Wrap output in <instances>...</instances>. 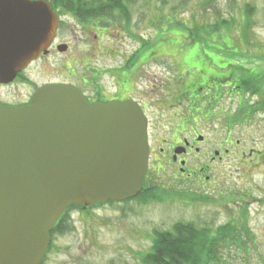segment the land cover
Wrapping results in <instances>:
<instances>
[{
    "label": "rangeland",
    "instance_id": "1",
    "mask_svg": "<svg viewBox=\"0 0 264 264\" xmlns=\"http://www.w3.org/2000/svg\"><path fill=\"white\" fill-rule=\"evenodd\" d=\"M125 4L128 25L116 23L125 22L116 11L113 20L107 21L115 30L110 31L111 39L106 41L114 46L132 48L139 42L144 47L150 42L157 46L163 36V42L171 46L178 47L180 42L189 55L196 48L204 53L209 49L233 64L237 62L240 66L234 68L243 74L244 81L254 77L255 71L264 72V0H131ZM78 23L71 20L70 28L68 25L60 36L61 41L72 45L70 50L41 60L31 70L39 82L68 79L78 83L80 76L89 74L83 62L89 57L92 43L88 41L95 33L85 29L87 35L83 34L82 24ZM223 38L232 49H225ZM71 60L74 64L70 70L77 76L69 75L70 70L64 67ZM98 63L91 66L96 68ZM142 73L156 79L157 85L162 83L159 89L165 90L168 85L171 89L177 69L171 59H164L146 66ZM109 81V77L104 79L105 84ZM234 84L233 96L224 94L210 110L203 108V135L220 140L230 121L233 138L242 144L234 147L233 160L217 166L219 171L213 172L209 183L202 181L203 176L192 184L184 177H155L156 194L147 202L135 199L104 203L89 212L74 209L68 218L69 230L55 236L43 264H142L156 234L172 231L177 223L211 228L214 237L218 230L232 226L227 239H219L210 264H264V157L258 160L260 164L253 165L248 155L251 147L264 151V112L255 109L252 113L249 107L241 112L242 82L234 78ZM192 185L199 191L189 189L185 193Z\"/></svg>",
    "mask_w": 264,
    "mask_h": 264
},
{
    "label": "water",
    "instance_id": "2",
    "mask_svg": "<svg viewBox=\"0 0 264 264\" xmlns=\"http://www.w3.org/2000/svg\"><path fill=\"white\" fill-rule=\"evenodd\" d=\"M16 1L24 10L3 31L15 42L0 48V77L46 51L59 26L46 1ZM148 162V119L133 100L90 103L49 83L30 105H0V264H41L68 207L136 197Z\"/></svg>",
    "mask_w": 264,
    "mask_h": 264
},
{
    "label": "flooded vegetation",
    "instance_id": "3",
    "mask_svg": "<svg viewBox=\"0 0 264 264\" xmlns=\"http://www.w3.org/2000/svg\"><path fill=\"white\" fill-rule=\"evenodd\" d=\"M44 1L59 19L56 35L48 49L42 51L26 67L14 75L0 77V105L12 107L30 105L35 93L49 83L75 85L91 103L127 99L139 103L148 119L149 162L144 187L148 186L150 192L157 187L155 177L173 180L184 177L189 184H192L191 182L201 181L203 176L202 181L209 183L214 176L213 172L219 171L218 165L233 160L234 147H240L242 144L240 140L233 138L234 126L230 125V121L227 120L225 136L220 140L216 137L209 139L201 131L203 108L210 110L219 99L227 94L233 96L235 93L233 61L222 58L209 49L205 53L199 48L196 52L190 50L193 54L189 55L185 46L180 44L174 47L163 41L157 46H154L153 42L148 43L146 47L142 42L132 48L114 46L111 41H108L112 35L110 31L115 30L111 27L112 24H109L113 20L111 17L114 12L112 15L105 16L104 13L97 15L96 10L86 11L85 14L73 10L74 6L89 7L93 3L91 0ZM21 7L20 1L0 0V48L7 43L15 42L14 33L3 31L8 27L7 23L10 29L16 28L18 21L16 13L24 10ZM79 15L86 17L81 18ZM119 16L125 22L118 20L119 22L116 23L128 25V19L123 18L121 12ZM73 19L82 24L79 26H82L83 34L87 35L85 29L95 33L91 37L92 41H88L92 43L91 50L87 54L89 57L83 62L89 74L80 76L78 83L68 79H49L39 82L31 70L41 60L48 59L55 53H67L70 50L72 45L61 41L60 36L68 25L70 28ZM83 23L87 24L83 25ZM93 25L97 28L94 29ZM100 32L103 34L99 36ZM106 32H108L107 36ZM230 44L225 42V49H232ZM164 59H171L177 69V75L170 83L171 89L168 85L165 90L159 89L160 85L163 86L162 83L157 85L156 79H150L142 73V69L146 66L150 67L156 61ZM95 61L99 62L96 68L91 66V63ZM73 64L71 60V63H65L64 67L70 70ZM70 71L69 75L77 76V73ZM255 73L259 72L255 71ZM259 74L264 76V72ZM106 77L110 78V84L104 83ZM261 87L262 94L252 93V96L248 98L250 94L248 93L243 97L244 100L248 98L246 101L252 110L257 109V101L264 100V84ZM242 154L246 157L244 151ZM248 155L250 163L260 164L258 160L263 159L264 151L260 152L251 147ZM180 180L183 181V179ZM189 189L195 193L199 191L192 185L184 192L188 193ZM211 190L214 191L215 188L212 187ZM98 204L84 206L85 211L89 212L93 208L101 207Z\"/></svg>",
    "mask_w": 264,
    "mask_h": 264
},
{
    "label": "trees",
    "instance_id": "4",
    "mask_svg": "<svg viewBox=\"0 0 264 264\" xmlns=\"http://www.w3.org/2000/svg\"><path fill=\"white\" fill-rule=\"evenodd\" d=\"M128 1L131 0H97L96 2L90 4L89 7L74 6L73 10L77 11V13L80 14H85L86 11L96 10L95 12L97 13V15L104 13L106 16L110 14L112 15L114 11H121L123 15H127L128 10L126 8L127 6L125 2ZM79 16L81 18L86 17L84 15ZM162 37L159 39L160 41L166 39V37ZM223 39L224 42L228 41L225 38ZM180 44L181 43L179 42V45ZM223 45H225V43ZM210 48H212V46ZM192 51L196 52V50ZM238 66L240 65L237 64V62H234L233 68H237ZM235 68L234 78L242 82L239 89L240 93L243 95L242 97H244L248 93H263V89L261 86L264 84V76L259 77L258 75H260V72H253L254 77H252L250 80L244 81L242 78L243 74L236 72ZM256 104L258 105L256 110L264 112V100L257 101ZM239 107V110L243 112L245 107H249L248 102L241 100ZM253 108L255 107L253 106ZM256 110L253 109L252 113L256 112ZM155 194L156 192H150V189L148 188V186H146L143 188V191L134 198V200L137 199L143 202H147L148 200H150V198H153ZM107 203L119 204L118 202L113 201H109ZM101 205L102 204H98V206ZM74 209H79L82 212H86L84 206L71 205L67 208L66 212L58 220L51 232L52 241L48 252L54 246L55 236L69 230L68 218L71 211H73ZM230 231L231 233L233 232L232 226H225L221 229V231L218 230L217 235H215L214 237V234L211 232V228L209 230L205 228H199L191 223H177L176 225H174L172 231H166L162 233L158 232L156 234L153 239V244L150 252L142 257V264H210L217 245L219 244V239L225 241L227 239L228 232ZM233 242L237 243L236 240H233ZM47 253L41 264H43L46 260Z\"/></svg>",
    "mask_w": 264,
    "mask_h": 264
}]
</instances>
